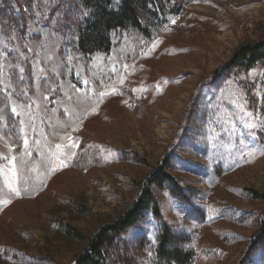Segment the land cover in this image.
<instances>
[{"label": "rangeland", "instance_id": "374dc122", "mask_svg": "<svg viewBox=\"0 0 264 264\" xmlns=\"http://www.w3.org/2000/svg\"><path fill=\"white\" fill-rule=\"evenodd\" d=\"M86 1L0 0V92L14 120L0 110V264H75L163 160L160 216L119 238L128 262L159 264L167 227L191 264H264V57L229 64L264 38V0H147L149 36L114 32L83 65L73 46ZM26 68L22 102L10 76Z\"/></svg>", "mask_w": 264, "mask_h": 264}, {"label": "trees", "instance_id": "16d2710c", "mask_svg": "<svg viewBox=\"0 0 264 264\" xmlns=\"http://www.w3.org/2000/svg\"><path fill=\"white\" fill-rule=\"evenodd\" d=\"M147 0H87L89 15L83 19L78 28L79 35L73 46L74 61L86 65L90 54L96 49L108 50L111 46V35L125 29H133L144 36H149V30L142 24L140 11L145 10ZM264 57V38L257 43L242 45L235 50L229 61L230 66L249 67L255 61ZM28 68V67H27ZM26 73L12 74V83L17 87L12 96L22 102H27L26 88L30 87L32 75L29 69ZM0 110L5 115L7 125L14 123L6 104L5 93L0 92ZM171 166L166 160L155 166L152 173L144 181L134 201L127 206L115 220L99 227L87 240L84 251L75 258V264H132L128 262L129 255L125 246L120 245L119 238L135 226L148 211L155 217L160 216L158 200L152 188H163L171 180L166 171ZM171 171V170H170ZM173 194L175 190H172ZM254 199L264 201V194L254 193ZM82 240L79 234H73ZM256 242L264 241V216L257 225ZM183 240L164 227L158 234L155 255L159 264H191L194 256L177 245ZM173 245L174 247H170ZM164 262V263H163Z\"/></svg>", "mask_w": 264, "mask_h": 264}, {"label": "snow or ice", "instance_id": "6c2138e0", "mask_svg": "<svg viewBox=\"0 0 264 264\" xmlns=\"http://www.w3.org/2000/svg\"><path fill=\"white\" fill-rule=\"evenodd\" d=\"M37 14H38V13H37ZM85 15H86V14H85ZM21 70H22V69H21ZM13 111H15V110L13 109ZM25 142H27V141H25ZM57 147L59 148V147H61V145H57ZM7 186H8L12 191H16V189L12 188L11 183H8ZM155 242H156V240L154 239V240H153V243H155ZM151 254H152L151 252L148 253V255H151Z\"/></svg>", "mask_w": 264, "mask_h": 264}]
</instances>
